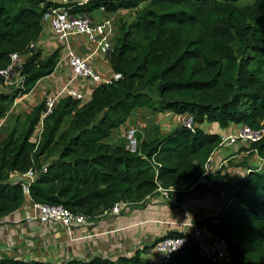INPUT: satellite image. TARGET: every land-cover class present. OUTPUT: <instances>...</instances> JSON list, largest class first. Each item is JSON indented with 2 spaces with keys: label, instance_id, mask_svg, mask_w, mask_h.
Segmentation results:
<instances>
[{
  "label": "trees",
  "instance_id": "1",
  "mask_svg": "<svg viewBox=\"0 0 264 264\" xmlns=\"http://www.w3.org/2000/svg\"><path fill=\"white\" fill-rule=\"evenodd\" d=\"M238 1L0 0V68L8 66L12 53L21 63L15 83L5 84L0 77V128L13 101L56 64L57 53L41 58L31 46L42 32L47 10H133L131 20L117 21L109 52L111 69L121 78L97 84L86 102L59 98L41 123L43 101L20 125V117H13V124L0 134L1 217L28 199L92 217L120 201L141 203L159 188L174 189L180 202L197 190L203 165L220 139L201 124L257 129L264 123V0L248 5ZM136 108L188 114L194 127L182 124L138 141L135 151L106 142ZM248 150L264 159V135L248 143ZM29 170L34 179L25 194L20 178ZM13 174L19 179L11 180ZM220 177L219 172L212 176L213 186L205 189L216 187ZM226 202L216 218L205 222L213 237L227 243L222 264H264V168L249 167ZM0 264L53 263L0 259ZM64 264L143 263L136 254ZM146 264L211 263L188 241L166 263Z\"/></svg>",
  "mask_w": 264,
  "mask_h": 264
},
{
  "label": "crops",
  "instance_id": "2",
  "mask_svg": "<svg viewBox=\"0 0 264 264\" xmlns=\"http://www.w3.org/2000/svg\"><path fill=\"white\" fill-rule=\"evenodd\" d=\"M50 1L61 3L66 0ZM127 11L130 10L120 9L107 14L97 9L86 15L95 22L108 16L114 20ZM42 25V32L33 48L40 51L41 58L57 53L56 64L49 75L40 78L28 93L19 98L10 116L2 122L0 134L13 124L15 116L20 117L17 122L20 125L31 109L42 103L48 95L58 96L59 99L68 96L69 89H75L82 95L81 101L86 102L97 86L85 78H76L69 83L72 71L66 59L67 46L57 39L48 20H43ZM117 32L115 23L111 45ZM68 45L75 53L86 57L87 63L103 79H109L113 75L109 53L96 49L86 35L70 36ZM189 117L191 116L188 114L172 111L152 112L147 108H136L122 125L113 129L111 136L105 141L125 145L126 131L133 128L140 142L182 125ZM209 123L207 132L219 136L235 134L242 126L230 123L226 127H221L217 122ZM255 166L264 167V159L251 153L248 144L237 143L218 147L212 153L210 163L214 176L218 172L221 176L216 187L205 189V185L199 184L197 190L190 191L184 197L181 206L172 204L167 195L158 189L141 203H123L119 214L98 213L87 217L83 223L74 222L70 229L59 221L28 220L31 212L28 199L18 210L2 217L0 259H14L25 263L64 264L69 261L85 262L99 257L115 261L120 256L132 257L137 254L143 264L159 263L160 255L156 251V243L170 234H173L171 236L182 234V224L187 220H192L199 226H207L205 222L216 218L226 207L229 192L234 185L247 173L249 167ZM19 177L20 175L13 174L11 180L16 181ZM203 196L213 197L214 204L200 205L198 201Z\"/></svg>",
  "mask_w": 264,
  "mask_h": 264
},
{
  "label": "built area",
  "instance_id": "3",
  "mask_svg": "<svg viewBox=\"0 0 264 264\" xmlns=\"http://www.w3.org/2000/svg\"><path fill=\"white\" fill-rule=\"evenodd\" d=\"M103 10V8H100ZM43 20H48L53 28L57 39L63 41L67 46V61L72 71V77L69 83L76 78H85L93 83H111L114 80L121 78L120 73H113L109 79H103L94 68L86 61V57L75 53L68 45V39L74 34H84L88 39L94 43L95 48L103 53L108 54L111 50V39L115 31V23L112 17H105L102 20L93 22L86 14H71L66 8H50L43 15ZM33 47V44L31 45ZM21 66L19 56L16 53L10 55V63L6 68H0V77L3 78L5 84H13L18 80V69ZM68 96L73 99H82V95L75 89L67 91ZM20 97L13 101L9 109L12 112ZM58 96L48 95L44 99V107L41 113L42 120L49 115ZM183 125L187 128L193 129L192 117L183 121ZM264 135V123L261 127L254 129L248 125H242L239 131L235 134L220 136L218 147H227L237 143L248 144L258 142ZM138 140L136 138L135 129L129 128L126 131V148L130 151H135ZM212 161V154L208 156L203 171L196 184H203L206 187H212L213 182L210 179L214 176V171L210 168ZM34 179V172L32 170L24 173L20 178V183L25 194L28 193V187ZM163 191L168 200L174 205H180L175 190L170 188ZM173 192V194H169ZM31 204V212L28 216L30 221L51 220L61 222L67 229H70L74 222L83 223L87 217L81 213H73L64 208L62 205H50L46 203L35 202L29 200ZM215 199L209 196H203L199 199L200 205H213ZM125 202L115 203L111 208L104 210L103 214H119L121 205ZM2 217L0 214V222ZM183 233L177 236H165L161 238L155 245L157 253L160 255L159 263H166L170 256L179 250L188 241H194L198 246L201 254L206 257L211 264H222L227 255V243L222 238L213 237L207 229V226H199L192 220H187L182 224Z\"/></svg>",
  "mask_w": 264,
  "mask_h": 264
},
{
  "label": "rangeland",
  "instance_id": "4",
  "mask_svg": "<svg viewBox=\"0 0 264 264\" xmlns=\"http://www.w3.org/2000/svg\"><path fill=\"white\" fill-rule=\"evenodd\" d=\"M253 2V0H239L238 1V4L239 5H248V4H251ZM133 17V10H130V11H127V12H124L121 16L115 18V23L117 25V21L120 20V19H126V20H131ZM209 122H204L203 124H201V126L204 128V130H208V127L210 125V123L208 124ZM63 127H64V124H63ZM38 128L37 127V130L35 131L34 135L32 136V139L31 141L34 142L36 140V135L38 134ZM261 166V165H260ZM261 168V167H260ZM262 168H264L262 166ZM261 168V169H262Z\"/></svg>",
  "mask_w": 264,
  "mask_h": 264
}]
</instances>
